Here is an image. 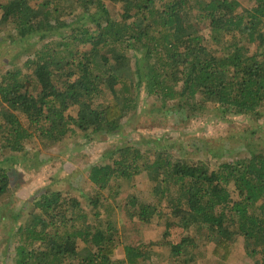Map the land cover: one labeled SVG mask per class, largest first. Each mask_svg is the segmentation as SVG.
<instances>
[{"label": "trees", "instance_id": "obj_1", "mask_svg": "<svg viewBox=\"0 0 264 264\" xmlns=\"http://www.w3.org/2000/svg\"><path fill=\"white\" fill-rule=\"evenodd\" d=\"M248 2L244 9L240 0H112L122 7L116 13L106 0L0 3L18 45L35 47L0 75V201L11 191L14 167L37 171L46 161L40 151L71 136L120 131L142 95L187 119L207 116L208 124L228 115L259 119L264 0ZM137 145L110 149L90 167L87 207L62 191L35 198L14 235L15 264H147L141 246H124L118 260L116 226L102 218L119 180L140 175L155 182V197L193 232L173 246L177 264L199 261L198 240L228 262L239 239L247 256L264 264V154L211 168L169 152L152 158V149ZM128 202L141 225L166 216L156 204L133 196Z\"/></svg>", "mask_w": 264, "mask_h": 264}, {"label": "rangeland", "instance_id": "obj_2", "mask_svg": "<svg viewBox=\"0 0 264 264\" xmlns=\"http://www.w3.org/2000/svg\"><path fill=\"white\" fill-rule=\"evenodd\" d=\"M244 9L250 8L248 0H240ZM5 0H0L4 3ZM113 12H122L120 4L106 0ZM0 11V75L21 64L22 54L34 51L28 44L18 45L19 40L1 20ZM209 39L210 29L202 31ZM140 96L138 108L122 123L120 131L108 135L97 134L93 138L71 136L60 146L40 151L45 163L39 170L25 175L19 167L11 170L12 187L8 196L0 201V264H15V233L25 223L31 212L32 202L44 192L62 191L77 196L87 207L88 194L94 192L88 181L90 167L103 162L106 152L119 146L138 144V147L169 152L184 160H197L214 168L221 162H229L253 154H264V111L259 119L250 116L228 115L224 120L208 124L207 116L187 119L170 106L162 107L154 98ZM38 147L33 144L32 148ZM33 154V152H31ZM115 199L102 209V218L113 222L115 233L122 245L117 253L118 260H124L126 245L141 246L147 253V264H177L173 246L180 244L193 232L184 229L172 210L155 197V182L140 175L132 181L119 180ZM105 197L107 193L104 192ZM133 196L148 204H156L165 218L162 222L154 219L150 224L141 225L128 212V201ZM237 194L235 193V199ZM202 256L195 264H259L257 258L247 256L245 243L239 239L228 262H219L212 257L214 245L197 241ZM196 253V252H195Z\"/></svg>", "mask_w": 264, "mask_h": 264}]
</instances>
